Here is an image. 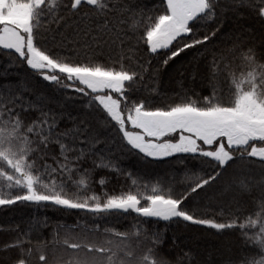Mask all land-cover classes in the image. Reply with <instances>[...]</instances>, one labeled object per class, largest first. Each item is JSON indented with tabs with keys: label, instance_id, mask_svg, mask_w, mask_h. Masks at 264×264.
I'll return each instance as SVG.
<instances>
[{
	"label": "snow or ice",
	"instance_id": "1",
	"mask_svg": "<svg viewBox=\"0 0 264 264\" xmlns=\"http://www.w3.org/2000/svg\"><path fill=\"white\" fill-rule=\"evenodd\" d=\"M249 13L259 30L246 22ZM50 43L93 55L72 60ZM188 53L201 92L182 90L156 107L134 97L158 78L146 56L161 57L167 68ZM4 57L9 68L24 67L84 99L88 111L53 112L26 98L19 81L0 85V205L50 204L79 210L90 223L64 226L63 236L57 229L35 246L23 233L0 247V264H30L34 251L39 264H49V244L71 250L66 264H195L190 251L174 261L160 255L166 233L154 225L181 221L239 231L248 251L236 264H264V0H0ZM115 150L184 163L180 187L141 183L129 172L135 191L89 195L96 168L122 173ZM257 163L258 181L240 179ZM218 184L224 222L190 207ZM206 207H213L211 198ZM132 213L131 224L115 226L113 217ZM81 228L83 236L72 235Z\"/></svg>",
	"mask_w": 264,
	"mask_h": 264
},
{
	"label": "trees",
	"instance_id": "2",
	"mask_svg": "<svg viewBox=\"0 0 264 264\" xmlns=\"http://www.w3.org/2000/svg\"><path fill=\"white\" fill-rule=\"evenodd\" d=\"M149 4H151V0H149ZM246 22L252 24L257 30L260 29L259 22L251 13L248 14ZM234 24H236L235 19H233L230 27ZM48 46L60 55L72 60L84 61L93 55V53L74 45L57 48L50 43ZM94 55L99 57L100 53L97 52ZM192 55V53L181 54V57L167 68L163 67L161 57L146 56L145 60L152 61L153 69H159L158 78L156 81H146V87L134 93V97L147 99L151 106L156 107L162 106L168 100L175 99L177 93L182 90L201 92L202 86L199 78L194 82L191 77L190 62ZM6 59V57L0 58V85L7 80L12 82V87H15L16 82L19 81L20 86L27 89L26 98L43 105L46 109H51L53 112L63 111L66 114L71 113L73 117H82L88 111L84 99L77 97L74 93L49 85L48 82L43 81L38 75L24 67L9 68L5 63ZM178 68L187 69L184 71L183 77L177 74ZM201 71L203 70L201 69ZM181 79L183 80V89L179 83ZM203 94H207L206 89L203 90ZM69 96L72 99H69ZM29 115L35 116V113ZM61 126L63 127V124ZM111 135L114 136L115 133L113 132ZM113 162L123 170L122 173H116L105 168H96L91 174L92 183L89 195L91 192H95L97 195H103L105 192L110 195H119L121 192L130 189L135 191L127 176L129 172L132 173L133 178L139 179L141 183L153 184L159 180L179 188L183 181L184 163L171 158L165 161H151L150 158L142 159L135 154L127 152L121 154L119 150H115ZM188 166L191 167V164ZM86 167L90 169L93 167L91 160ZM233 171L234 169L229 170V173L225 175V181L231 177ZM248 172L250 173L249 177L241 176L240 179L251 178L255 182L261 178L258 163ZM101 178L105 180L103 186L99 183ZM220 188L221 185H214L207 193H201L200 196L195 197L191 203V209L196 211L197 215L215 216L219 222H224L226 217L221 216L216 210L217 204L225 203L224 200L218 202L215 200V196L220 194ZM210 198L213 207L207 208L206 205L209 204ZM248 207L252 208L253 205L249 204ZM135 218L136 214L132 213L130 216L127 214L118 215L112 219L115 226L123 230ZM77 222L85 225L90 223V218L79 210H69L50 204L37 205L31 202H17L13 205H0V247L14 241L26 232L30 233L34 246L40 240L51 241L55 230L59 229L60 235L63 236L64 226H73ZM154 227L166 233V242L160 255L167 256L173 261L182 255L183 250L190 251L195 264H236L237 260L248 251L241 244L240 232L234 229L217 231L203 225H194L183 221L167 225L165 222H160ZM72 235L83 236L84 231L82 228L76 229ZM173 239L176 241L175 247H173ZM44 251L48 256L49 264H66L72 256L71 250L63 246L49 244ZM2 255L3 253H0V256ZM9 255H16V250H10ZM37 256L38 253L34 251L30 264H39ZM185 264H191V262L185 261Z\"/></svg>",
	"mask_w": 264,
	"mask_h": 264
},
{
	"label": "rangeland",
	"instance_id": "3",
	"mask_svg": "<svg viewBox=\"0 0 264 264\" xmlns=\"http://www.w3.org/2000/svg\"><path fill=\"white\" fill-rule=\"evenodd\" d=\"M209 243H211V242H209ZM210 249V248H209ZM228 249V248H227ZM225 251V250H224ZM225 253V252H224Z\"/></svg>",
	"mask_w": 264,
	"mask_h": 264
}]
</instances>
